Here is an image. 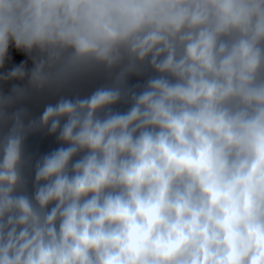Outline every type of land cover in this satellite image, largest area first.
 <instances>
[{
  "label": "clouds",
  "instance_id": "obj_1",
  "mask_svg": "<svg viewBox=\"0 0 264 264\" xmlns=\"http://www.w3.org/2000/svg\"><path fill=\"white\" fill-rule=\"evenodd\" d=\"M0 264H264V0H0Z\"/></svg>",
  "mask_w": 264,
  "mask_h": 264
}]
</instances>
